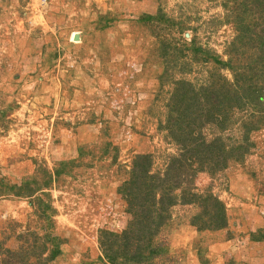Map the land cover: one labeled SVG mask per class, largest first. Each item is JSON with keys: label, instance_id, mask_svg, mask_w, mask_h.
Masks as SVG:
<instances>
[{"label": "rangeland", "instance_id": "rangeland-1", "mask_svg": "<svg viewBox=\"0 0 264 264\" xmlns=\"http://www.w3.org/2000/svg\"><path fill=\"white\" fill-rule=\"evenodd\" d=\"M160 214L142 260L130 225ZM44 244L42 264H264V0H0V264Z\"/></svg>", "mask_w": 264, "mask_h": 264}, {"label": "trees", "instance_id": "trees-1", "mask_svg": "<svg viewBox=\"0 0 264 264\" xmlns=\"http://www.w3.org/2000/svg\"><path fill=\"white\" fill-rule=\"evenodd\" d=\"M235 101L237 103H240V101L244 102L243 101V96L238 95V94H233V93H231L229 91H224L222 94L219 95V103H222V102L223 103H230L229 107H230V105H233V103ZM216 142H217V140H216ZM214 144H215V142H211L210 145H208V147H207V148H209L210 154H212V147L214 146ZM216 149L218 150V152L221 151L222 154H224L226 152H229V151H227L225 149L224 146H221V145H220L219 148L216 147ZM214 153H216V152L213 151V154ZM149 165H150L149 163H145V165L143 166V170H142V167H141V172H143L142 174H145L146 171H149L148 170ZM12 187L15 188V186H12ZM17 189H18V193L19 194H21L20 190H23V189H24V192L29 193V194L33 192V190H31V184L29 182L28 183L25 182L24 186H20ZM129 192L132 193L131 191H129ZM149 197H151V195H149ZM211 202H212V204L210 205L209 212H206V213L207 214L210 213V215H211L210 218H211L213 223L214 222L222 223L223 220L225 221V213H224L225 210H224L223 205L218 200L211 201ZM150 203H151L150 205H152L153 201H150ZM168 206L169 205L166 206L165 210H167ZM130 214L132 215V217H135L134 212L130 211ZM157 216L158 217H150V218L148 216L147 218L145 217L146 219H143V218H139L138 219V217H136V219H135L136 222H134V223H132L130 225V226H132V229L130 228L129 230H131V231L135 230L134 235L132 237H130V238L133 239L135 241V243L139 242V238H141L142 240L145 241L144 242L145 248L139 254L140 257L143 258L142 260L146 259L145 255H144V251L145 250L149 251V256H151V258L152 257H156V256H162L164 251H166V248H167V243L166 242H163V243L160 242L159 244H156V242L154 240V235L153 234L156 231H158L160 229V227L163 225V222L161 221V218H163V215L160 214V215H157ZM154 218H158V219H160V221L158 223L154 224L155 226H154V230H153V229H151V225L152 224L150 222H152L151 219H154ZM199 228H201V227H199ZM152 231H154V233H152ZM109 236L117 237V235L108 233V235H107L108 241H109ZM144 238H146V240ZM112 245H113L112 242L108 243V242L102 241V243H101V247L105 246V247L111 248ZM45 251H46V247H45V244H44L43 247L41 248L40 252L32 251L31 253H28V251H27L22 257H19V260L21 262H23L24 264H27V263L28 264H42L43 263L42 255L44 254ZM105 254H106V252H105ZM106 256H107V254H106ZM31 259H33V260H31ZM107 259H109V261H113L114 262L115 257L107 256ZM136 261L139 262L141 260L138 259Z\"/></svg>", "mask_w": 264, "mask_h": 264}, {"label": "water", "instance_id": "water-1", "mask_svg": "<svg viewBox=\"0 0 264 264\" xmlns=\"http://www.w3.org/2000/svg\"><path fill=\"white\" fill-rule=\"evenodd\" d=\"M78 39V36H75V40H77Z\"/></svg>", "mask_w": 264, "mask_h": 264}]
</instances>
